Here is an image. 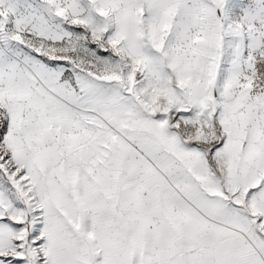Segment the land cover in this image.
Wrapping results in <instances>:
<instances>
[{
    "label": "snow or ice",
    "instance_id": "6c2138e0",
    "mask_svg": "<svg viewBox=\"0 0 264 264\" xmlns=\"http://www.w3.org/2000/svg\"><path fill=\"white\" fill-rule=\"evenodd\" d=\"M0 264H264V0H0Z\"/></svg>",
    "mask_w": 264,
    "mask_h": 264
}]
</instances>
